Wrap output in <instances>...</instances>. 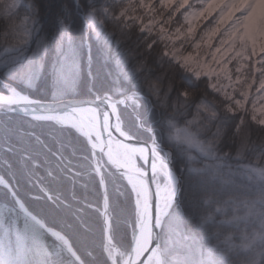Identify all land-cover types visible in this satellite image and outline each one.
<instances>
[{"label": "clouds", "instance_id": "obj_1", "mask_svg": "<svg viewBox=\"0 0 264 264\" xmlns=\"http://www.w3.org/2000/svg\"><path fill=\"white\" fill-rule=\"evenodd\" d=\"M42 3L33 0L15 22L0 18V65L32 58ZM60 3L79 17L89 59L95 44L101 62L112 65L106 72L117 86L97 90L89 73L85 103L95 106L101 136L131 151L126 166L96 169L101 198L89 207L99 218L85 229L79 250L65 235L66 248L56 253L20 261L14 253L5 264H142L149 228L160 250L154 264H264V0ZM7 91L0 86V97L7 100ZM18 108L0 104V116ZM129 169L144 180L151 173L147 194ZM115 174L127 185L126 210L112 206L108 184ZM26 183L40 187L38 180ZM22 191L15 173H0V200L22 203ZM47 205L53 216L60 211L54 200ZM177 245L184 249L179 260Z\"/></svg>", "mask_w": 264, "mask_h": 264}, {"label": "trees", "instance_id": "obj_2", "mask_svg": "<svg viewBox=\"0 0 264 264\" xmlns=\"http://www.w3.org/2000/svg\"><path fill=\"white\" fill-rule=\"evenodd\" d=\"M24 2L32 8L33 0ZM2 5L0 4V18L13 22L21 19L26 11L25 6H22L18 12L12 13L9 5L6 8ZM39 10L43 13V27L31 46L32 50L36 47L41 63L38 81L33 88L28 89L8 79L0 70V86L10 84L20 92L42 101L91 97L92 94L88 91L92 83L89 73L95 77L92 86L97 90L117 86L109 81L106 72V69H112V65L101 62L95 44L92 46L90 59L89 53L81 46L83 31L78 16L62 10L60 0H47L46 6L42 3ZM65 55L78 64V71L73 76L67 77L65 73L66 81L59 76V68L65 63ZM58 89H63L64 95H57ZM0 145H6L10 149L7 152L0 149V173L6 176L13 172L18 176L23 189L22 200L27 209L49 228L71 235L73 245L79 250L81 238L88 235L85 229L94 227L99 218V212L92 211L89 206L98 205L101 198L100 181L96 177L93 153L86 138L77 130L60 126L54 121L5 114L0 116ZM25 154L30 159H23ZM100 158L104 161L102 156ZM105 167L109 166L106 164ZM25 173L29 175L26 176ZM107 176L105 173V177ZM114 177L122 185L119 191H123L125 195L121 197L117 194L118 189L110 188L109 179L108 190L113 209L126 210L130 205L127 185L119 174ZM28 179L38 180L40 187L33 184L29 188L26 183ZM29 193L44 197V202L31 199ZM49 199L54 200L60 208L54 216L48 211ZM0 204L7 208L2 222L22 231L27 218L18 209L17 202L5 196ZM38 236V240L52 253L64 248L62 242L44 230H38ZM98 259L106 260L102 254Z\"/></svg>", "mask_w": 264, "mask_h": 264}, {"label": "water", "instance_id": "obj_3", "mask_svg": "<svg viewBox=\"0 0 264 264\" xmlns=\"http://www.w3.org/2000/svg\"><path fill=\"white\" fill-rule=\"evenodd\" d=\"M85 101L86 99H67L61 101L47 102V101L28 98L25 96H21L20 98H15V99L8 97L7 100H5L3 97H0V104L7 103L12 106L19 105L17 111L8 112L6 114H14V115L24 116L37 120H55L64 126H69L78 130L88 140V143L93 151L96 168L99 169L100 171H101V167L97 162L98 153H101L104 156L106 162L112 168L126 166L125 161H127L128 158L123 157V159H119L112 145L113 144L122 145L125 154L127 155L130 154L131 150L128 148V146L125 143L121 142V140L119 139L116 138L109 139L101 136L98 126V117L95 106L85 103ZM77 109L94 110L95 127L92 130H89L82 126H78L76 123H73L71 120L60 119L61 117L76 115L75 110ZM92 135H94L97 142H95V140L92 138ZM148 163L150 164L151 162L148 161ZM139 168H143V166H139ZM128 175L130 176V178L139 181L137 182V185L141 187L142 191L144 192L148 191V185L151 183V179H152L151 173H149V177L147 180H144L142 178L143 176L142 173L138 171L133 172L131 169H129ZM17 204L19 210L23 213V215L26 218H28L40 230H44L45 232L53 236L56 240L61 241L63 243V246L66 248L64 234H62L61 232L55 229L47 227L43 221H41L38 217H36L33 213H31L27 209V207L24 205L23 202L22 203L17 202ZM151 208H152V212L154 213L156 211V205L153 203ZM146 239H147V243L145 244L143 249L142 264H145V262L150 258L156 259L160 252V250L156 248L155 241L152 240L151 228H149V230L147 231ZM159 264H163L162 259L159 261Z\"/></svg>", "mask_w": 264, "mask_h": 264}, {"label": "rangeland", "instance_id": "obj_4", "mask_svg": "<svg viewBox=\"0 0 264 264\" xmlns=\"http://www.w3.org/2000/svg\"><path fill=\"white\" fill-rule=\"evenodd\" d=\"M3 3L4 0H0V4ZM7 3L12 13L18 12L22 6H25L26 11L24 12V16H22L21 19L27 16L31 10V6L26 4L24 0H7ZM259 14L262 18H264V6H261V8L259 9ZM252 27L254 31L255 24H253ZM28 52L29 56L32 57L31 59L23 58L21 60L11 61L7 65H0V70L4 74H6L5 76L8 79L20 84L23 87L31 89L35 86L41 75V63L37 55L38 52H36V47H34L33 50L29 48ZM33 53L37 54L33 56ZM18 61L22 63H17ZM25 69H30V71H27ZM4 88L8 89L6 95L9 96L16 94L18 91L10 84H5ZM56 123L59 124L58 122ZM59 125L62 126L61 124ZM63 127L70 128L69 126ZM114 148L116 149L115 145ZM121 150V148H118L117 151L119 153V156L123 157ZM120 185L121 184L119 183V181L116 180L113 175V177L110 178V188L112 187L119 190L120 188H122V185ZM136 186L140 188V186H138L137 184ZM5 213H7V208L4 205L0 204V264H5V259L11 257L14 253L16 254L17 260L20 261L25 257L39 259L50 252L38 240V230L40 229L35 226L29 219H27V222L25 223L22 231H17L15 228L7 226L2 222V219L4 217L3 214ZM173 252L176 256V259L179 260L184 253V249L180 245H177ZM116 255L118 257V253ZM151 264H154V259H151Z\"/></svg>", "mask_w": 264, "mask_h": 264}, {"label": "snow or ice", "instance_id": "obj_5", "mask_svg": "<svg viewBox=\"0 0 264 264\" xmlns=\"http://www.w3.org/2000/svg\"><path fill=\"white\" fill-rule=\"evenodd\" d=\"M36 54L37 53H33V56H35ZM64 61L65 63L62 64L61 67L59 68V76L62 80L66 81L67 77L73 76L75 72L78 71V64L76 63L74 59L70 60L68 55H65ZM17 63H22V62L18 61ZM25 70L30 71V69H25ZM65 73H67V77L65 76ZM57 95H64V90L58 89ZM75 111H76V115L68 116V117H61L60 119L61 120H71L73 123H76L78 126L85 127L89 130H92L95 127L94 110L77 109ZM137 182L139 181L134 180V186H136ZM145 193L147 194V192Z\"/></svg>", "mask_w": 264, "mask_h": 264}, {"label": "bare ground", "instance_id": "obj_6", "mask_svg": "<svg viewBox=\"0 0 264 264\" xmlns=\"http://www.w3.org/2000/svg\"><path fill=\"white\" fill-rule=\"evenodd\" d=\"M21 96L19 95V94H13V95H11V98H20ZM112 147H113V145H112ZM115 150V149H114ZM118 150V147L116 148V150H115V152H118L117 151ZM123 157H125V158H129V155H127V154H124L123 155ZM123 157H119V159H123ZM151 259H155V258H150V259H148L146 262H145V264H151Z\"/></svg>", "mask_w": 264, "mask_h": 264}]
</instances>
